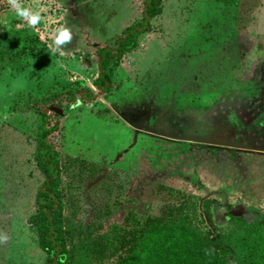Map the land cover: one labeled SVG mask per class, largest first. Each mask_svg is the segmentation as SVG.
Masks as SVG:
<instances>
[{
    "label": "rangeland",
    "instance_id": "rangeland-1",
    "mask_svg": "<svg viewBox=\"0 0 264 264\" xmlns=\"http://www.w3.org/2000/svg\"><path fill=\"white\" fill-rule=\"evenodd\" d=\"M41 3L47 10L32 29L0 0V234L8 236L0 243V264H46L29 220L45 180L36 161L38 109L85 87L98 96L68 106L60 151L69 238L91 227L110 230L129 213L145 221L172 207L207 238L220 235L237 248L244 239L239 249L264 264L263 178L253 169L242 175L238 166L239 152L264 153V143L256 142L264 140V109L251 115L250 102L264 88V53L256 50L264 45V0H163L138 46L107 59L113 86L101 93L98 53L105 46L114 52L118 38L142 18L146 0ZM61 24L73 38L63 54H53V29ZM237 116L243 123L235 142L216 141L214 123L234 127ZM222 152L240 170L238 179L225 170ZM207 153L222 175L199 162ZM241 256L234 264H251ZM114 262L91 258L88 264Z\"/></svg>",
    "mask_w": 264,
    "mask_h": 264
},
{
    "label": "trees",
    "instance_id": "trees-1",
    "mask_svg": "<svg viewBox=\"0 0 264 264\" xmlns=\"http://www.w3.org/2000/svg\"><path fill=\"white\" fill-rule=\"evenodd\" d=\"M162 1L146 0L142 18L126 30L125 36L119 39L115 52L112 53L109 48L105 51L101 50L103 62L97 81L102 91L110 88L108 86L110 81L105 75L107 59L109 57L120 58L125 52L138 45L137 36L150 29V21L162 11ZM256 50L263 55L264 45L258 46ZM253 88L255 87L250 86L247 90ZM23 95L29 98L28 100L31 99L30 95L25 93ZM222 95L226 97L228 93L224 92ZM96 97L97 94L88 88H80L77 92L66 91L49 98L44 101L45 109H38L40 124L36 161L45 174V180L37 193V211L30 216L29 220L36 226L39 245L48 255L46 264H88L91 258L94 261L115 258L113 264H234V260L241 259V254L245 256L244 260L248 258L251 264H257L255 252L245 250L244 254V251L239 249V247L245 249L244 245L248 242H244V239L239 240L237 248L235 242H229L227 238L223 239L220 235L207 238L192 225L187 216L173 215L172 207H169L164 215L150 216L145 221H140L129 213L122 222L112 224L111 229L105 232H97L98 227H91L88 232L81 231L78 235L68 237L65 229L63 193L60 187L63 169L60 151L63 135L66 134L64 132L65 117L68 114V106L73 105L77 99L94 100ZM257 99V101L256 98L250 101L254 106L251 108L253 112L251 115L258 114L264 109V88L258 90ZM32 101L34 100L32 99L31 103ZM247 104L248 102H244L241 105L246 106ZM226 118L224 115V119ZM239 122H242L241 117L237 123ZM239 125L237 124L238 127ZM256 139V142L264 143V140L259 137ZM208 156H210L208 153L206 156L200 155L199 162L201 164L209 162V166L218 168L219 174L222 175V169L216 158ZM221 156L224 161H228L225 170H233L236 179L238 175H245L253 169L256 171V176H262V186H264V153L239 152L238 166L239 168L242 166L243 171H240L237 165L227 158V154L222 152ZM236 169L241 174H235ZM249 176V180L254 177L251 174ZM148 177L153 178L149 175ZM166 188L168 189L169 186ZM249 189H257V187L251 186ZM169 191L174 192L177 189L171 188ZM262 210L264 212V206Z\"/></svg>",
    "mask_w": 264,
    "mask_h": 264
},
{
    "label": "clouds",
    "instance_id": "clouds-1",
    "mask_svg": "<svg viewBox=\"0 0 264 264\" xmlns=\"http://www.w3.org/2000/svg\"><path fill=\"white\" fill-rule=\"evenodd\" d=\"M9 8L14 12L15 16L25 22L26 26L35 29L42 21V12L47 9L41 3V0H32V5H25L23 0H6ZM73 38V32L71 28L61 24L53 29L52 44L49 45L50 51L55 54L60 52L63 54V46L71 43ZM82 106V101H77L70 105L72 108ZM8 236L6 234H0V243H6Z\"/></svg>",
    "mask_w": 264,
    "mask_h": 264
},
{
    "label": "flooded vegetation",
    "instance_id": "flooded-vegetation-1",
    "mask_svg": "<svg viewBox=\"0 0 264 264\" xmlns=\"http://www.w3.org/2000/svg\"><path fill=\"white\" fill-rule=\"evenodd\" d=\"M130 27V26H129ZM128 27V28H129ZM127 28V29H128ZM125 34H126V32H125ZM125 36V35H124ZM123 36V37H124ZM120 38H122V37H119L118 38V40H117V43H118V41H119V39ZM138 46V45H137ZM136 46V47H137ZM116 47H117V45H116ZM116 47H115V50H116ZM135 47V48H136ZM106 48H109V49H112L110 46H105V47H102L101 49L102 50H104L105 51V49ZM134 48V49H135ZM98 49H100V47L98 48ZM115 50H114V52H115ZM133 50V49H132ZM132 50H129V51H132ZM129 51H127V52H129ZM113 52V53H114ZM101 53H102V51L100 52V53H98L99 54V57H100V65H99V70L100 69H102V66H101V64H102V62H103V60H102V57H101ZM126 53V52H125ZM124 53V54H125ZM123 54V55H124ZM111 58H117V57H111ZM121 58V57H120ZM118 59V58H117ZM101 72V71H100ZM98 84V88L100 89V87H99V83H97ZM108 86L110 87L109 89H107L106 91H108V90H110L111 88H112V86H113V83H111V82H109L108 83ZM85 88H88V90H89V87H85ZM106 91H102L101 89H100V93L101 92H106ZM67 92H71V91H67ZM97 96H98V93H97ZM83 100V99H82ZM85 100V99H84ZM85 101H91V100H85ZM226 120V119H225ZM242 124L243 122H239V123H237V124ZM262 123H264V122H262ZM230 123H228L227 121H224V122H222V123H218V124H215L214 123V126H216V128H217V130H218V132L216 133V134H214V138L216 139V141H223V142H226V140L227 141H232V142H235V140H236V134H237V132H236V129L234 130V128H235V126L234 127H232V125H229ZM236 127H238V126H236ZM222 132H225V133H222ZM221 133V134H220ZM222 134H224V137L225 136H227V137H225V138H223V137H221V136H223ZM250 140H252V139H250ZM249 140V141H250ZM253 141V140H252ZM247 153H249V152H247ZM249 154H255V153H249Z\"/></svg>",
    "mask_w": 264,
    "mask_h": 264
},
{
    "label": "water",
    "instance_id": "water-1",
    "mask_svg": "<svg viewBox=\"0 0 264 264\" xmlns=\"http://www.w3.org/2000/svg\"><path fill=\"white\" fill-rule=\"evenodd\" d=\"M218 142H223V141H218ZM224 143V142H223Z\"/></svg>",
    "mask_w": 264,
    "mask_h": 264
}]
</instances>
